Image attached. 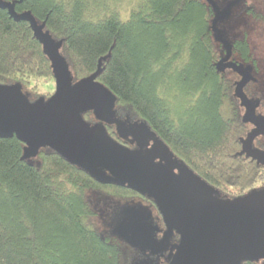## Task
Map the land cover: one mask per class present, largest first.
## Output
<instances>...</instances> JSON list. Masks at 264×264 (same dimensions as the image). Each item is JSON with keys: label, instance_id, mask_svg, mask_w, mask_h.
Instances as JSON below:
<instances>
[{"label": "trees", "instance_id": "obj_1", "mask_svg": "<svg viewBox=\"0 0 264 264\" xmlns=\"http://www.w3.org/2000/svg\"><path fill=\"white\" fill-rule=\"evenodd\" d=\"M92 7L89 0H21L15 8L31 11L55 41H63L60 53L74 82L95 72L101 60L97 79L116 96L114 117L146 122L223 196L263 186L264 165L239 154L244 107L234 75L216 65L224 48L214 37L210 3L143 0L127 20L116 11L89 15ZM232 49L249 59L247 36ZM37 77L55 80L43 45L29 22L0 8V83L28 86V96L36 99L41 94L31 82ZM83 116L97 121L93 111ZM105 126L112 137L133 146L115 123ZM24 147L16 136H0V264H167L116 235L88 192L119 207L139 200L154 211L145 219L155 224L160 219L163 227L152 198L100 182L50 147L24 158Z\"/></svg>", "mask_w": 264, "mask_h": 264}, {"label": "water", "instance_id": "obj_2", "mask_svg": "<svg viewBox=\"0 0 264 264\" xmlns=\"http://www.w3.org/2000/svg\"><path fill=\"white\" fill-rule=\"evenodd\" d=\"M207 1L215 12L214 37L226 52L217 68H233L241 75L235 94L245 107L243 121L257 126L242 139L239 154L264 165V151L252 147L254 138L264 131V117L255 114V104L244 91L253 78L252 68L229 60L232 43L218 26L230 15L233 3L221 8L215 0ZM18 2L0 0V8L16 21L29 22L51 61L55 90L48 98L31 100L19 84L0 83V136L20 139L24 158L50 147L98 181L152 198L166 229L160 240L146 233L139 241L143 249L155 254L174 232L179 234L167 264H242L264 259V185L244 195L225 197L180 160L146 122L114 117L116 96L97 79L102 61L95 72L74 82L60 53L63 41H55L45 30L46 23H38L31 11L18 12ZM87 111H93L97 121L86 120L83 113ZM105 122L115 123L120 137L129 138L136 147L112 137Z\"/></svg>", "mask_w": 264, "mask_h": 264}, {"label": "rangeland", "instance_id": "obj_3", "mask_svg": "<svg viewBox=\"0 0 264 264\" xmlns=\"http://www.w3.org/2000/svg\"><path fill=\"white\" fill-rule=\"evenodd\" d=\"M143 0H89V4L93 6L88 12L93 13V11H116L121 12V19L127 20L130 17V13L133 9L139 8L142 5ZM221 8L226 7L229 3H233L231 6V12L234 11L235 6L240 2L244 3L245 0H215ZM246 4H254L259 10L264 12V0H247ZM231 16L227 22L223 23V26L227 28L229 32H226L221 28L220 22L218 26L222 29L227 38L235 37L238 33L241 36L242 31L239 30L238 22ZM246 26L241 29L243 32L246 31L247 38L250 40L252 50L256 57L264 61V20H260L257 23L254 22L250 17L246 18ZM250 21V22H249ZM251 23L252 27L249 28ZM224 52H222L223 54ZM221 54V55H222ZM259 59V60H260ZM258 60V61H259ZM32 85L36 84L38 90L41 94L40 97H44L49 92L55 89V80H47L42 77L32 78ZM25 94L28 95V86L19 84ZM39 97V98H40ZM30 99H35V96H30ZM37 99V98H36ZM90 200H92L99 209V215L101 220L108 221L109 227L112 228L113 232L120 238L125 239L129 242H134L137 246H142L139 238L140 236L148 234L151 237L152 229L156 228V224L152 223L145 217H150L154 214L153 209L143 202L136 200L134 202H125L120 205V207L109 198L99 196L93 192H88ZM157 209V207H156ZM158 211V209H157ZM160 214V213H159ZM159 216V215H158ZM161 217V215H160ZM162 219V218H161ZM158 221V219H157ZM160 229L162 231V224L159 219ZM158 224V225H159ZM143 248V247H142Z\"/></svg>", "mask_w": 264, "mask_h": 264}, {"label": "flooded vegetation", "instance_id": "obj_4", "mask_svg": "<svg viewBox=\"0 0 264 264\" xmlns=\"http://www.w3.org/2000/svg\"><path fill=\"white\" fill-rule=\"evenodd\" d=\"M246 2H247V0H245L244 3L240 2L237 6H235L234 11L228 17H226L225 19L220 21L221 28L227 34V32H229V31L227 30V28L225 26H223V23L227 22V20L231 16H234L233 18L237 20L238 26L240 27L239 30L242 31V34H241V36H239L237 33V35L235 37H232L230 39L228 38L232 44H234L235 41H241L242 42V40L244 38L246 39V36H247L246 31L243 32V30L241 29V26L242 27L246 26V23L248 22V21H246V18L250 17L252 20H254L255 23H257L260 20H264V12L262 10H259L256 5H254V4L248 5V4H246ZM250 27H252L251 23L249 24V28ZM249 42H250V40H249ZM250 47H251V53L249 54V59H245L241 53L233 52V49H232V55H231L229 60L234 61L236 63H241L242 65H245V66L246 65L251 66V68H252L251 73H252L253 78L250 79V81H248V83L245 85L244 91L246 92L248 97L250 99H252V101L255 104V114L258 117L263 118L264 117V61L262 59L256 57L255 53L252 50L251 44H250ZM225 55H226V52L224 49V53L220 56V58L224 57ZM244 60H248V62H246ZM221 72L230 73L231 75H234L235 80L233 82H234L235 87H236V82L241 79V75L238 72H236L233 68H226L224 71H221ZM244 112H245V107H244ZM245 123H246V127H245L246 130H245V133L240 137L241 146H240L239 151H241V149H242V139L246 138L247 135L257 127L256 124L253 122H245ZM125 141L132 144L133 146H131V147H136V144L133 143L129 138L125 139ZM252 147L255 149H261L264 151V131L262 133L258 134L254 138ZM152 223L155 225V223L153 221H152ZM163 224H164V222H163ZM155 226H156V228L152 229L151 237L153 239L160 240L163 236V233L166 229V226L164 224V226L162 227L163 228L162 231H161L158 224H156ZM176 234L177 233L174 232L170 236L169 240L165 244L164 249L155 253V254H159L160 256H162L163 260H166L167 263L169 261L170 254H172L174 251H176V244L179 242V238H180L179 234H177L178 238H176ZM141 248H142V246H141ZM143 250L146 251L145 249H143ZM244 262H250L251 264H264V259L247 260Z\"/></svg>", "mask_w": 264, "mask_h": 264}]
</instances>
